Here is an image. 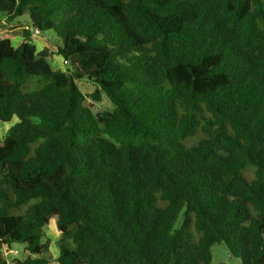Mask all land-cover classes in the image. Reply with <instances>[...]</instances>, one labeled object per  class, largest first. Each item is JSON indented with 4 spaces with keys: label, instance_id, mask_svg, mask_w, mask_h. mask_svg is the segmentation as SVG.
Wrapping results in <instances>:
<instances>
[{
    "label": "trees",
    "instance_id": "trees-1",
    "mask_svg": "<svg viewBox=\"0 0 264 264\" xmlns=\"http://www.w3.org/2000/svg\"><path fill=\"white\" fill-rule=\"evenodd\" d=\"M0 22L23 37L0 38V264L14 243L50 264L54 218L56 264H211L218 242L264 264V0H0Z\"/></svg>",
    "mask_w": 264,
    "mask_h": 264
},
{
    "label": "rangeland",
    "instance_id": "rangeland-1",
    "mask_svg": "<svg viewBox=\"0 0 264 264\" xmlns=\"http://www.w3.org/2000/svg\"><path fill=\"white\" fill-rule=\"evenodd\" d=\"M21 20H26L27 16L24 15L20 18ZM9 37L12 41V44L14 46H17L22 41V28H16V29H8L4 26L2 22H0V38ZM33 42L36 44V52L37 55L44 57L51 65L53 69L59 70V71H66V68L68 67L63 59L62 56L58 53L57 50V44H61V41L59 38L54 37L50 34L49 40L46 39L44 36L40 35L37 32H33L32 34ZM79 89L89 95L93 92V85L90 82H86L84 80H80L76 82ZM40 86V82L38 81V77H34L26 90H34L37 87ZM87 102L92 103L93 107L92 110L96 114H100L103 111L111 110L113 108V105L111 101L103 95L102 99L99 102L93 101L90 97H87ZM47 236L49 238V248H48V256L51 260L50 264H56V257L58 254L57 247L55 245L56 240L59 238V230L56 226L55 218L52 219L51 223L49 224V227L47 228ZM23 244L14 243L12 245L11 250H17L16 254L9 253L7 256L8 261L11 263V261L14 258L21 259L23 257ZM211 254H212V260L211 264H241V261L238 257L231 254L228 247L223 242H218L212 245L211 247Z\"/></svg>",
    "mask_w": 264,
    "mask_h": 264
},
{
    "label": "crops",
    "instance_id": "crops-1",
    "mask_svg": "<svg viewBox=\"0 0 264 264\" xmlns=\"http://www.w3.org/2000/svg\"><path fill=\"white\" fill-rule=\"evenodd\" d=\"M35 44V43H34ZM36 46V44H35ZM18 121L17 117H13L10 121H0V140L4 139L8 134L10 127Z\"/></svg>",
    "mask_w": 264,
    "mask_h": 264
},
{
    "label": "built area",
    "instance_id": "built-area-1",
    "mask_svg": "<svg viewBox=\"0 0 264 264\" xmlns=\"http://www.w3.org/2000/svg\"><path fill=\"white\" fill-rule=\"evenodd\" d=\"M35 32H37V31H35ZM37 33H38V32H37ZM2 252H3V255H4L5 257H7L9 253L16 254V253H17V250H11V249L8 248L7 246H4V247L2 248ZM9 264H12V263H9Z\"/></svg>",
    "mask_w": 264,
    "mask_h": 264
}]
</instances>
